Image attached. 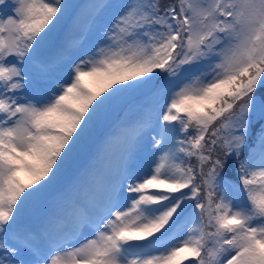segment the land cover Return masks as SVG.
Masks as SVG:
<instances>
[{
	"label": "snow or ice",
	"instance_id": "1",
	"mask_svg": "<svg viewBox=\"0 0 264 264\" xmlns=\"http://www.w3.org/2000/svg\"><path fill=\"white\" fill-rule=\"evenodd\" d=\"M0 264H264V0H0Z\"/></svg>",
	"mask_w": 264,
	"mask_h": 264
},
{
	"label": "rangeland",
	"instance_id": "2",
	"mask_svg": "<svg viewBox=\"0 0 264 264\" xmlns=\"http://www.w3.org/2000/svg\"><path fill=\"white\" fill-rule=\"evenodd\" d=\"M66 2H68L70 4H83V3L90 2V0H66ZM133 99H135V98H133ZM136 103H137V101L133 102L132 104H129L127 108L134 107ZM95 154L96 155L94 158L96 159V157H97L96 150H95ZM121 156H122V146L118 143L113 144L107 153H105L99 159H96L97 161L90 163V165L87 166V168L88 169H90V168L98 169L99 170V179L103 180L108 175L109 172L114 171L119 166ZM48 206L49 205L47 203L43 207H48ZM30 209H33V207H31ZM49 211L50 210L47 211V214ZM37 215H39V216L41 215L40 211L37 213Z\"/></svg>",
	"mask_w": 264,
	"mask_h": 264
}]
</instances>
